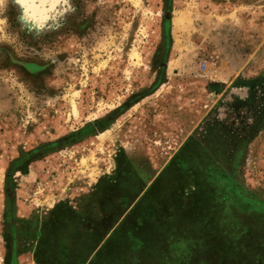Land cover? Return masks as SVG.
Masks as SVG:
<instances>
[{"label":"rangeland","instance_id":"1","mask_svg":"<svg viewBox=\"0 0 264 264\" xmlns=\"http://www.w3.org/2000/svg\"><path fill=\"white\" fill-rule=\"evenodd\" d=\"M0 264H264V0H3Z\"/></svg>","mask_w":264,"mask_h":264},{"label":"trees","instance_id":"2","mask_svg":"<svg viewBox=\"0 0 264 264\" xmlns=\"http://www.w3.org/2000/svg\"><path fill=\"white\" fill-rule=\"evenodd\" d=\"M258 125H260V123L258 122L257 123ZM209 136H210V139H209V141H210V144H206L205 146L204 145H202L203 147H205V148H207V149H210V148H214V149H216V148H220V143H217V140L213 137V136H211V134H209ZM202 150H204V149H202ZM199 157L201 156V154H199L198 155ZM211 156V155H210ZM213 156H211V158H212ZM218 168H219V166L216 164V163H214ZM208 175H210V176H208L212 181H214V179L216 180V179H225V175H226V173L225 172H223V170H222V168L220 167V170L218 169L217 170V172L215 173V174H212V173H210V174H208ZM246 202V204L249 206V207H251V208H255V209H260V207L261 206H257V202H251V201H248V200H245Z\"/></svg>","mask_w":264,"mask_h":264},{"label":"snow or ice","instance_id":"3","mask_svg":"<svg viewBox=\"0 0 264 264\" xmlns=\"http://www.w3.org/2000/svg\"><path fill=\"white\" fill-rule=\"evenodd\" d=\"M27 3H31V0H26ZM51 3L52 7H55L56 4L61 3L62 0H49ZM63 2H66V0H63Z\"/></svg>","mask_w":264,"mask_h":264},{"label":"clouds","instance_id":"4","mask_svg":"<svg viewBox=\"0 0 264 264\" xmlns=\"http://www.w3.org/2000/svg\"><path fill=\"white\" fill-rule=\"evenodd\" d=\"M3 2V0H0V3H2Z\"/></svg>","mask_w":264,"mask_h":264}]
</instances>
